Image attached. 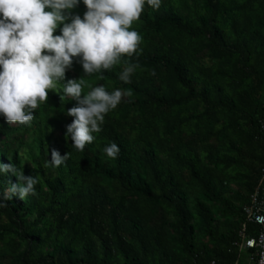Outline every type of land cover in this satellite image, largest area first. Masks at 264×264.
Wrapping results in <instances>:
<instances>
[{"label":"trees","instance_id":"obj_1","mask_svg":"<svg viewBox=\"0 0 264 264\" xmlns=\"http://www.w3.org/2000/svg\"><path fill=\"white\" fill-rule=\"evenodd\" d=\"M81 16L86 6L73 10ZM143 40L122 65L84 77L131 92L78 151L66 140L76 101L50 91L30 126L0 116V162L38 177L36 194L0 208V264L242 263L264 194V0H163L133 25ZM155 75H152V72ZM74 60L67 79L85 76ZM115 142L116 158L104 153ZM52 149L67 161L47 166ZM15 176L0 173V193Z\"/></svg>","mask_w":264,"mask_h":264},{"label":"clouds","instance_id":"obj_2","mask_svg":"<svg viewBox=\"0 0 264 264\" xmlns=\"http://www.w3.org/2000/svg\"><path fill=\"white\" fill-rule=\"evenodd\" d=\"M86 6L81 16L74 13ZM163 0H0V116L7 122L30 126L35 110L65 82L62 95L75 100L66 115L74 117L67 125L66 140L83 152L101 132L106 115L117 109L131 92L123 88L109 90L97 84L85 92L84 77L111 71L122 65L119 79L129 83L140 69L138 60L143 40L133 27L145 7L159 9ZM74 60L82 65L85 76L67 79ZM155 75V72H152ZM108 157H118L115 142L104 147ZM52 149L47 166L59 168L68 159ZM0 173L11 174L10 188L0 193V208L14 197L36 194L38 177L25 175L23 168L0 162Z\"/></svg>","mask_w":264,"mask_h":264},{"label":"built area","instance_id":"obj_3","mask_svg":"<svg viewBox=\"0 0 264 264\" xmlns=\"http://www.w3.org/2000/svg\"><path fill=\"white\" fill-rule=\"evenodd\" d=\"M262 140L264 141V122L260 125ZM244 213L248 221L258 226V232L255 236L244 237L238 245L241 248L255 249V255L249 257L245 264H264V194L257 190L250 196V202L244 207ZM208 264H219L211 260ZM235 264H239L236 262Z\"/></svg>","mask_w":264,"mask_h":264},{"label":"rangeland","instance_id":"obj_4","mask_svg":"<svg viewBox=\"0 0 264 264\" xmlns=\"http://www.w3.org/2000/svg\"><path fill=\"white\" fill-rule=\"evenodd\" d=\"M242 258H243V259H242V263L245 264V263L247 262V260H248V259H247V258H248V257H247V252H244Z\"/></svg>","mask_w":264,"mask_h":264}]
</instances>
